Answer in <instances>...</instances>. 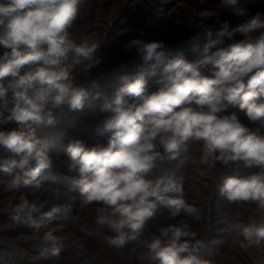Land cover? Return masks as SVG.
I'll list each match as a JSON object with an SVG mask.
<instances>
[{
  "label": "clouds",
  "instance_id": "1",
  "mask_svg": "<svg viewBox=\"0 0 264 264\" xmlns=\"http://www.w3.org/2000/svg\"><path fill=\"white\" fill-rule=\"evenodd\" d=\"M235 6L238 0H221ZM83 0H0V46L5 51L0 56V123H15L10 130H0V148L19 156L0 165V170L11 173L14 168H24L29 161L35 166L17 177L12 187L39 189V177L52 167L53 161L45 147L38 146L37 130L56 123L57 112L67 106L70 110L83 107L87 92L74 85L72 67H62L69 53L78 64L92 60L99 44L76 43L69 29L77 19ZM244 15L243 9H234ZM262 14L250 21L231 27L228 21L215 32L209 46L231 39L237 33L243 39L221 48L198 63L176 58L165 71L169 81L142 104L129 103L126 97H140L145 91V73L120 88L112 101H105L102 110L115 115L107 122L106 131H113L107 147L88 149L80 141L69 144L67 152L80 174L79 191L84 204L100 203L110 210L101 214L97 222L107 225L116 235L110 237V246L121 248L137 239L146 222L151 219L157 205L167 207L172 216L182 211L199 218L197 208L188 204L183 196V186L173 177L151 173L166 159L175 160L180 147L189 139L202 145L201 162L245 161L248 168H259L254 174L223 179L220 195L229 202L252 201L264 208V135L250 131L235 113H226L228 106L241 100L239 108L249 120L264 118V29ZM208 37L213 32H207ZM145 62L163 56V42L133 40ZM37 67L24 74L28 65ZM200 64H211L216 71L211 78L201 76ZM246 80V82H245ZM247 89V91H246ZM198 96L199 110L184 107ZM178 109V110H177ZM8 113L6 116L5 113ZM158 114V118L157 115ZM152 119L145 124L146 117ZM175 193V196L168 195ZM16 211H35L36 207L21 197ZM61 209L52 207L44 213L51 221ZM20 221V216L13 217ZM31 227L39 229L43 221L28 219ZM239 234L248 244L264 241V224L236 225ZM127 229V231H125ZM172 233V242L162 243L156 238L149 246L150 259L159 264H208L200 255L202 241L194 244L185 241L177 244L187 233L170 226L161 234ZM45 241H56L51 231L44 234ZM244 246V245H242ZM59 248L51 254L58 255Z\"/></svg>",
  "mask_w": 264,
  "mask_h": 264
},
{
  "label": "trees",
  "instance_id": "2",
  "mask_svg": "<svg viewBox=\"0 0 264 264\" xmlns=\"http://www.w3.org/2000/svg\"><path fill=\"white\" fill-rule=\"evenodd\" d=\"M99 1L83 0L79 15L68 30L71 35L74 36L76 28L81 26L83 31L85 27L88 31L91 25L98 21L101 14ZM163 1L146 2L149 7L152 3L151 14H159L161 9H164L165 15L170 12L173 14L174 10L183 12L182 14H193L189 18L174 15L176 26L170 25L172 30L176 31L177 28L181 35L185 33L188 23L192 22L188 32L191 35L182 48L178 49L177 46L164 51V56L159 61L153 59L139 70L110 75L96 82H93V79L99 76V72H96L94 59L90 61L81 59V62L76 64L74 63L76 57L69 53L63 60L62 67L69 65L72 67V80L75 86L80 87L89 82L84 88L87 96L83 107L75 111L68 123L50 128L45 134L37 136L40 142L38 146L45 147L53 161L51 169L41 173L39 189L24 187L22 184L16 188L12 187L17 177L23 179L24 173L35 166L34 161H29L24 168H14L11 173L0 170V264H159L158 261L153 262L150 259L149 246L156 238H160L164 244L171 243L173 239L171 231L167 236L161 234L162 229H169L170 226L187 233L177 241V244L185 241L190 244L197 240L202 241L204 247L201 248L200 255L208 264H264V261L260 263L259 249L255 243L249 245L236 227L259 225L264 208L252 201L229 202L219 192L224 178L229 176L242 178L259 172L260 169L246 167L243 160L229 161L227 164L216 161L217 165L227 171L223 176L215 175L208 164L201 162L202 145L193 139H189L180 147L175 160L171 163L167 161L169 163L167 165L160 163L151 175L171 176L178 185H182L184 199L197 208L198 219L195 214L189 216L183 211L172 216L167 207L158 204L154 216L146 222L137 239L116 248L107 243L116 233L107 225L97 222L101 214H107L110 210L104 209L100 203H83L78 185L81 177L78 170L72 167L73 162L67 148L76 140H80L88 149L108 146L113 131H106V124L115 114L110 110H102L105 101H112L120 88L133 82L140 73H145L147 85L142 95L126 97L129 103L142 104L169 82L167 77L171 74L165 71V67L172 60L182 57L187 62L198 63L219 49L242 40L243 37L237 33L231 39L225 37L222 43L209 46L210 39L216 38L215 32L225 21L229 22L231 28L250 21L257 13H261V18L264 19V0H238L235 6L225 5L221 0L206 2L172 0L168 2L169 4H163ZM87 3H91V7ZM234 9H243L245 14L236 15ZM125 10L123 14L127 13ZM210 12L216 15H200ZM86 14L88 15L85 16ZM176 20L180 24H177ZM95 29L97 31V28ZM160 29L154 32L153 41L160 38ZM90 30H93V27ZM209 30L213 32L212 37L207 36ZM260 32H264V29L257 30L253 36L259 35ZM134 40L138 39L134 37ZM132 46L137 50V46ZM4 51L5 49L0 46V56ZM96 56L97 51L93 57ZM103 63L101 61V64ZM36 67L35 64L25 66L21 74ZM199 71L201 76L211 78L216 69L211 64H200ZM8 79L4 78L0 83L6 85ZM196 99L199 97H194L192 103L184 107L199 110L201 106L196 104ZM240 102L238 99L235 104L229 105L227 112L222 115L235 113L250 131L264 135V118L255 122L249 120L245 111L239 108ZM156 115L158 118V114ZM147 118L149 121L152 119L151 116ZM147 123L145 121V124ZM14 127L16 125L13 122L0 123V130H10ZM11 159L19 161L21 157L7 152L0 158V165ZM21 197L34 204L36 210L18 213L16 208L21 202ZM52 207H59L61 211L51 221L45 220L44 213L50 211ZM17 215L20 216V221L13 220ZM29 217L32 220L43 221L42 226L39 229L31 227L28 223ZM49 231L56 237L55 242L43 239L44 234ZM53 248H59L58 255L51 254Z\"/></svg>",
  "mask_w": 264,
  "mask_h": 264
},
{
  "label": "rangeland",
  "instance_id": "3",
  "mask_svg": "<svg viewBox=\"0 0 264 264\" xmlns=\"http://www.w3.org/2000/svg\"><path fill=\"white\" fill-rule=\"evenodd\" d=\"M206 1L209 0H203L202 2ZM146 2H148V0H100L101 14H99L98 21L91 25L93 30H90L91 28H89L87 31V27H85L83 31L81 26L76 28L74 36L70 34V38L78 44L80 42H88L89 44L97 42L99 44V47L96 50L98 52V56L93 57L96 72H99V76L95 77L93 82L107 78L110 75L136 71L148 64L149 61L145 62L142 59L141 54L131 45L134 37L137 38L138 41H142L144 43L152 42L154 32L161 27L159 34L160 38L156 41L163 42V52L177 46H179L178 49L182 48L184 46L183 44L188 42V38L191 35L188 34L190 31L189 25H191L192 22L188 23L185 33L181 35L178 33L177 28L176 31L172 30L170 25L173 24V26H176L173 19L174 15L181 18H189L192 17L193 14H182L183 12L179 13L177 10H174L173 14L170 12L166 14V16L164 9H161L159 14H151L152 3L149 7ZM150 2L151 1H149V3ZM163 2V4H169L168 2H172V0H164ZM87 5L91 7V3H87ZM124 9H126V14H123ZM129 12L132 14H129ZM135 12H137V14H134ZM87 15L88 14L85 16ZM200 15L208 16L216 14H212L210 12ZM176 22L177 24H180L179 21L176 20ZM95 28H97V31ZM83 32H86V34L84 33V35ZM151 33L152 35L150 36ZM108 49L111 51H107ZM101 61L104 63L101 64ZM88 83L89 82H85V84L80 85V87L85 88ZM65 109L69 108L65 106L63 110ZM75 111L76 110H71L70 118L63 124L68 123L71 120ZM59 112L61 111H58L57 113ZM145 121L148 122L149 118ZM63 124L57 123L55 127H59ZM167 161L171 163L173 160L166 159L162 162V165L169 164ZM208 166L215 175L218 174L219 176H223V174L227 171L222 166L217 165L216 162H212V164L208 163ZM161 168L163 169V167ZM259 221V224H264V213L260 217ZM263 244L264 241H261L259 244L255 243L259 249L258 255L260 256V263L264 261Z\"/></svg>",
  "mask_w": 264,
  "mask_h": 264
},
{
  "label": "built area",
  "instance_id": "4",
  "mask_svg": "<svg viewBox=\"0 0 264 264\" xmlns=\"http://www.w3.org/2000/svg\"><path fill=\"white\" fill-rule=\"evenodd\" d=\"M71 110L70 109H65L59 113H57V120H56V123L52 126H49V127H45V128H42V129H38L37 130V134H36V137L39 136V135H43L45 134L48 129L51 127H55L57 125V123L59 124H63L64 122H66L69 118H70V115H71ZM4 153L6 154L7 151L0 148V158L4 155Z\"/></svg>",
  "mask_w": 264,
  "mask_h": 264
}]
</instances>
